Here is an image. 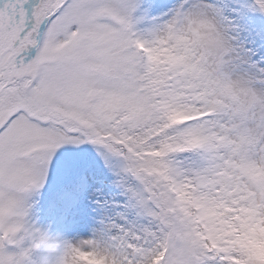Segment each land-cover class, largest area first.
<instances>
[{"label":"snow or ice","instance_id":"snow-or-ice-1","mask_svg":"<svg viewBox=\"0 0 264 264\" xmlns=\"http://www.w3.org/2000/svg\"><path fill=\"white\" fill-rule=\"evenodd\" d=\"M0 264H264V0H0Z\"/></svg>","mask_w":264,"mask_h":264}]
</instances>
